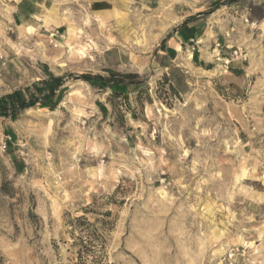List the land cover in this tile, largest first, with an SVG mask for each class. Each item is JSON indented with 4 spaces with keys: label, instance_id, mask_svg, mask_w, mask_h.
<instances>
[{
    "label": "rangeland",
    "instance_id": "obj_1",
    "mask_svg": "<svg viewBox=\"0 0 264 264\" xmlns=\"http://www.w3.org/2000/svg\"><path fill=\"white\" fill-rule=\"evenodd\" d=\"M263 2L48 0L0 26V99H44L65 80L55 109L0 116V264H221L233 247L239 264H264ZM183 23L222 58L240 49L235 70L215 45L209 70L179 46L170 61L159 45ZM111 74L138 78L120 97L79 78ZM81 216L99 232L111 222L101 251L76 239Z\"/></svg>",
    "mask_w": 264,
    "mask_h": 264
},
{
    "label": "crops",
    "instance_id": "obj_2",
    "mask_svg": "<svg viewBox=\"0 0 264 264\" xmlns=\"http://www.w3.org/2000/svg\"><path fill=\"white\" fill-rule=\"evenodd\" d=\"M47 1L48 0H0V26L3 29H13L27 23L28 21H31L33 18L39 17L42 15V13H44V9H48ZM99 2L100 1H95L93 3L98 4ZM261 11L262 14L260 18L256 20V22L259 26V40L264 46V2L261 4ZM190 26V23L181 24L174 32L169 34V36L163 40V43L165 44L164 47H162V44L159 45V48L161 47L160 51L164 49L162 53L164 55L166 54V56L168 54L170 61H173V59H176L180 56V49L178 48L179 46L181 47L182 51L189 50L192 53L191 59L196 66L201 69L209 70V65L212 61L207 59V52L209 48H213V45L216 41H218V39L216 37H214V39L210 38L209 44H206V37H204L201 38L203 42H200V37L203 36L199 35L196 30L192 29L191 31ZM232 33V31H227L226 33L222 32V42L225 49L224 54L227 53V48H232L235 46L230 45L231 40L229 36H231ZM248 55L249 54L246 52L244 56L245 61H247ZM236 60H233L232 64L237 62ZM232 68L235 70L236 67L234 64L232 65ZM238 70L239 71L230 72L229 74L231 77H229V79L232 83L242 86V80L248 76L250 71L246 65L239 67Z\"/></svg>",
    "mask_w": 264,
    "mask_h": 264
},
{
    "label": "trees",
    "instance_id": "obj_3",
    "mask_svg": "<svg viewBox=\"0 0 264 264\" xmlns=\"http://www.w3.org/2000/svg\"><path fill=\"white\" fill-rule=\"evenodd\" d=\"M230 68V67H229ZM138 78L137 74H129L125 76V78L117 76L116 74H111L109 77H102V76H92V75H86L79 78H82L84 81L90 83L92 86H96L99 84V87L101 89L103 88H109L112 91L113 97H120L123 96V92L118 91L120 88H125L129 84L126 83V78ZM97 82V83H96ZM55 83V84H54ZM136 85H143V83H135ZM47 88L45 89L44 99H33L30 101H19L17 96H19V93H14L9 95L6 98L0 99V116L11 118V117H18V115L23 112L27 111L31 108L36 107L38 104L42 108H50L55 109L56 105H58L61 101V98L63 97V94L65 92V80L60 77H52L50 81L46 82ZM18 98V101L15 102L14 99ZM58 97V102L55 105H47L46 103H43V100ZM8 101H11L9 103H6ZM42 101V102H41ZM90 212V208H87L85 210V213ZM104 216L109 217L111 216V211H107ZM74 228H79L80 230L79 235L76 239L84 243V247L92 248V250L98 249L97 251H101L105 246V238L104 233L111 229V222L102 220L103 225V232H99V230L96 228V226L89 222L88 219L85 216H81L76 218L74 221H72ZM85 238V239H84Z\"/></svg>",
    "mask_w": 264,
    "mask_h": 264
},
{
    "label": "built area",
    "instance_id": "obj_4",
    "mask_svg": "<svg viewBox=\"0 0 264 264\" xmlns=\"http://www.w3.org/2000/svg\"><path fill=\"white\" fill-rule=\"evenodd\" d=\"M59 34H60L59 30H57L56 32L51 33V36L57 37ZM60 37L63 38L61 34H60ZM214 45H215V48L213 51L217 52V57L219 61L224 63L226 69H229V65L231 64L232 60H234V58L239 59V58H242L243 56L242 55L243 53H241V50L237 48L236 50L233 51L232 59L222 58L221 57L222 43L220 41H216ZM241 254H242L241 248L239 247L230 248L229 251L223 257L221 264H239L238 258Z\"/></svg>",
    "mask_w": 264,
    "mask_h": 264
},
{
    "label": "bare ground",
    "instance_id": "obj_5",
    "mask_svg": "<svg viewBox=\"0 0 264 264\" xmlns=\"http://www.w3.org/2000/svg\"><path fill=\"white\" fill-rule=\"evenodd\" d=\"M31 28V27H30ZM200 42H203V40L201 39ZM74 92H72L71 94L73 95ZM249 243H246V245L248 246ZM254 243H251V245Z\"/></svg>",
    "mask_w": 264,
    "mask_h": 264
}]
</instances>
